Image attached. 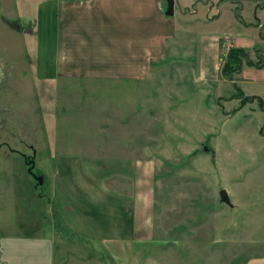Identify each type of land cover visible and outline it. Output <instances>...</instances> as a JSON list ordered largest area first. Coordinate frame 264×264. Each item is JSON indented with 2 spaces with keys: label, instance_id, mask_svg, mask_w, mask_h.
Masks as SVG:
<instances>
[{
  "label": "rangeland",
  "instance_id": "1",
  "mask_svg": "<svg viewBox=\"0 0 264 264\" xmlns=\"http://www.w3.org/2000/svg\"><path fill=\"white\" fill-rule=\"evenodd\" d=\"M175 1V8L189 5L182 10L190 12L197 6L191 4L195 0ZM202 3V23L177 29L175 40L166 41L162 60L152 62L149 78L138 86L142 113L154 117L143 124L145 160L156 162L152 233L124 241L116 264H245L264 255V94L262 104L256 96L239 94L242 84L221 71L227 49L201 41L223 39L242 23L255 25L257 19L258 29H248L245 35L264 37V0ZM13 8L12 0H0V264H29L50 248L102 247L97 240L73 238L67 245L58 239L50 243L40 234L29 237L40 225H50L45 203L55 201L51 190L57 162L51 153L62 146L69 153L84 154L91 147L88 139L96 146L94 139L102 140L103 130L99 134L88 126L90 121L121 110L125 96L116 81L104 89L96 83L102 92L95 96H90L88 83H81L71 101L59 89L58 109L40 110V80L26 61ZM177 10L175 21L181 19ZM219 10L213 20L205 18ZM245 49L256 62L254 49ZM245 80L264 93L262 82ZM87 103H92V112L81 107ZM109 131V136L122 134L116 127ZM148 136L153 143L146 142ZM201 143L212 152L196 151ZM104 150V156L111 155ZM34 176L42 182L36 185ZM222 188L230 205L219 199Z\"/></svg>",
  "mask_w": 264,
  "mask_h": 264
},
{
  "label": "crops",
  "instance_id": "2",
  "mask_svg": "<svg viewBox=\"0 0 264 264\" xmlns=\"http://www.w3.org/2000/svg\"><path fill=\"white\" fill-rule=\"evenodd\" d=\"M175 2L172 15L166 16L165 0H12L14 23L21 25L15 30L21 32L26 61L40 80V110L58 109L55 95L59 89L71 101L81 83H88L90 96H95L102 92L98 87L104 89L108 82L116 81L125 96L121 110L117 108L115 114H103L98 122L88 123L103 133L102 140L94 139L96 146L88 139L91 147L84 154L69 153L62 146L51 153L57 162L51 190L55 201L45 203L50 225H40L37 232L30 233L35 236L29 237L40 234L50 243L58 239L67 245L73 238H82L85 243L97 240L102 247L50 248L29 264H116L124 241L151 236L156 162L145 160L143 124L154 117L142 113L138 86L149 78L152 62L162 60L166 41L175 40L177 29L185 31L200 25L202 17L198 16L205 14L202 0L191 2L197 4L192 12L182 10L189 5L175 8ZM176 10L181 19L175 21L172 17ZM219 14L220 10L213 18H205L213 20ZM257 20L255 25L242 23L236 33L223 36L225 42L216 37L201 41L225 50L262 47L264 58V37L245 35L248 29H258L261 22ZM232 78L242 84L239 89L245 95L261 98L264 94L244 82L250 79L264 86V65L243 64ZM96 83L102 85L96 87ZM81 107L92 112V103ZM106 107L103 105V110ZM110 127L121 129L122 134L109 136ZM153 141V136H148L146 142ZM104 149L111 155L104 156ZM112 245L119 251L110 248ZM96 255L101 256L94 258ZM245 264H264V255L251 257Z\"/></svg>",
  "mask_w": 264,
  "mask_h": 264
},
{
  "label": "trees",
  "instance_id": "3",
  "mask_svg": "<svg viewBox=\"0 0 264 264\" xmlns=\"http://www.w3.org/2000/svg\"><path fill=\"white\" fill-rule=\"evenodd\" d=\"M260 36V35H259ZM261 37V36H260ZM254 49V58L257 60L254 62L248 57L247 50L242 47H229L227 49L226 55L224 56V60L221 66L222 73L227 76L228 78H231L233 73L237 72L242 64L248 65V66H255V67H262L264 65L262 57L257 52L258 48ZM239 94L242 93L241 90H237ZM242 96V95H241ZM235 96V98H237ZM231 98V97H229ZM233 98V97H232ZM259 99V98H258ZM259 103L262 104L261 99H259Z\"/></svg>",
  "mask_w": 264,
  "mask_h": 264
},
{
  "label": "water",
  "instance_id": "4",
  "mask_svg": "<svg viewBox=\"0 0 264 264\" xmlns=\"http://www.w3.org/2000/svg\"><path fill=\"white\" fill-rule=\"evenodd\" d=\"M173 3L174 0H165V8L163 10L164 15L171 16L173 13ZM204 153H211L212 150L204 143L200 144V147L196 150ZM32 168V163H30V166L28 167V171ZM42 182V178L40 176L35 177V184L38 185ZM219 199L221 202L230 205L229 198L227 196V193L225 189H220L219 192Z\"/></svg>",
  "mask_w": 264,
  "mask_h": 264
},
{
  "label": "flooded vegetation",
  "instance_id": "5",
  "mask_svg": "<svg viewBox=\"0 0 264 264\" xmlns=\"http://www.w3.org/2000/svg\"><path fill=\"white\" fill-rule=\"evenodd\" d=\"M30 163H32V162H30ZM30 166V164L28 165V167ZM34 180H35V176H34Z\"/></svg>",
  "mask_w": 264,
  "mask_h": 264
}]
</instances>
